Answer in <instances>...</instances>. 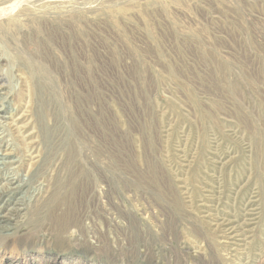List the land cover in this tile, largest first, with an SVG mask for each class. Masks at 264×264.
<instances>
[{
  "label": "rangeland",
  "instance_id": "rangeland-1",
  "mask_svg": "<svg viewBox=\"0 0 264 264\" xmlns=\"http://www.w3.org/2000/svg\"><path fill=\"white\" fill-rule=\"evenodd\" d=\"M0 89V264H264V0H0Z\"/></svg>",
  "mask_w": 264,
  "mask_h": 264
},
{
  "label": "bare ground",
  "instance_id": "bare-ground-1",
  "mask_svg": "<svg viewBox=\"0 0 264 264\" xmlns=\"http://www.w3.org/2000/svg\"><path fill=\"white\" fill-rule=\"evenodd\" d=\"M1 74H2L1 77H2V80H3L4 77H6V75L4 73H1ZM0 90H2V89H0ZM7 94H8V96H7ZM7 94H6V96H4V93H1L0 92V101H1V99H2L3 96L6 97V98L7 97H11L12 98L13 97V94L11 92H9ZM4 108H5L4 105H2V103H0V111L3 110ZM8 119L11 120L10 122H12V123L14 122L10 116L8 117ZM13 125L15 126V124H13ZM23 144L25 146L24 147L25 150L28 153H30V155H28V162H27L28 163V168L26 169L27 170L26 172L30 173V175L33 176V177L31 176V179H30L31 181H33L35 179V177H34L35 173L34 174H31V170L33 168V165L36 162L35 161V158H36L37 155H34L33 156L32 154L35 152V150H37L36 149V145L33 146L32 144H34V142H32V141H30L28 143H23ZM0 146H1V144H0ZM3 147H4V145H3ZM8 150H9V147L8 146H5V150L3 151L4 153L1 152V154H0L1 155V157H0V165H2V166L8 165V167H10V169H14V170L20 169V166H21L22 161H19L18 158H17V160H11L10 161L9 158H11L10 157L11 154H10V152H6ZM15 164H17V166H13ZM35 176L37 177V175H35ZM6 180L8 181V185L5 188H0V199H2L3 196L4 197L6 196L5 202H3V205L2 204L0 205V229L4 228L7 231L8 228L11 229L9 227L10 225H8L10 223L9 220L11 219V216L9 215L10 212L13 213V212H17V211H20L21 210L20 209L21 207H15V205L22 206L21 201L19 199L16 200V201H12L10 198H13L14 195H15V192H17V190L20 189L21 187L27 186V184L26 183H23L18 178H15V179L14 178H8ZM15 184H16V186L12 187V185H15ZM9 202H11V204H13V206L11 208L7 209L4 206V204L5 203H9ZM248 203L249 204H246V207L243 208V212H244V216L245 217H250L252 215L251 214L249 216V212L248 211H250V210L248 209V207H250L251 203L250 202H248ZM2 208H5L6 209L5 210L7 212L6 214L3 213L5 211H3ZM248 220L250 221V219H248ZM237 223H233L232 224L231 221L223 218V219H221L220 222H217V223L214 224V231H216L220 236H223L224 238H228L229 235H232L233 234V232H235L237 230L238 231H241L240 229L241 228L243 229V226L245 225V224H239L238 225Z\"/></svg>",
  "mask_w": 264,
  "mask_h": 264
}]
</instances>
